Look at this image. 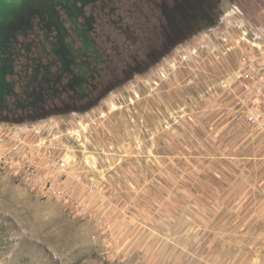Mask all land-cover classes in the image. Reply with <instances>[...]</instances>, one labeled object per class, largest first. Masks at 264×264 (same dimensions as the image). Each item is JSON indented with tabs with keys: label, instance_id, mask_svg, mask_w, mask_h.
I'll return each mask as SVG.
<instances>
[{
	"label": "rangeland",
	"instance_id": "1",
	"mask_svg": "<svg viewBox=\"0 0 264 264\" xmlns=\"http://www.w3.org/2000/svg\"><path fill=\"white\" fill-rule=\"evenodd\" d=\"M207 4L99 105L0 119V264H264V0Z\"/></svg>",
	"mask_w": 264,
	"mask_h": 264
},
{
	"label": "flooded vegetation",
	"instance_id": "2",
	"mask_svg": "<svg viewBox=\"0 0 264 264\" xmlns=\"http://www.w3.org/2000/svg\"><path fill=\"white\" fill-rule=\"evenodd\" d=\"M49 0L2 40L9 84L0 119L36 121L97 106L113 89L193 34L200 2ZM179 48L177 52H182Z\"/></svg>",
	"mask_w": 264,
	"mask_h": 264
},
{
	"label": "water",
	"instance_id": "3",
	"mask_svg": "<svg viewBox=\"0 0 264 264\" xmlns=\"http://www.w3.org/2000/svg\"><path fill=\"white\" fill-rule=\"evenodd\" d=\"M49 0H0V46L2 40L16 35L23 26L25 13H33L37 7L41 9L47 5ZM8 66L1 61L0 55V104L4 100L6 89L9 84L6 76Z\"/></svg>",
	"mask_w": 264,
	"mask_h": 264
},
{
	"label": "built area",
	"instance_id": "4",
	"mask_svg": "<svg viewBox=\"0 0 264 264\" xmlns=\"http://www.w3.org/2000/svg\"><path fill=\"white\" fill-rule=\"evenodd\" d=\"M251 121L257 120L259 119V116H255V115H251L249 118ZM61 168H65L66 167V162H62V164L60 165Z\"/></svg>",
	"mask_w": 264,
	"mask_h": 264
},
{
	"label": "crops",
	"instance_id": "5",
	"mask_svg": "<svg viewBox=\"0 0 264 264\" xmlns=\"http://www.w3.org/2000/svg\"><path fill=\"white\" fill-rule=\"evenodd\" d=\"M257 113H258V112H255V111H252V112H251L252 115H258Z\"/></svg>",
	"mask_w": 264,
	"mask_h": 264
}]
</instances>
